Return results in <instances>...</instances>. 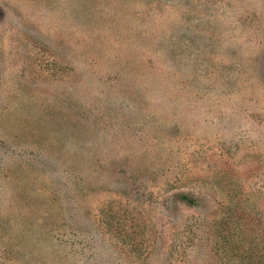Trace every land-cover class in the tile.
Returning a JSON list of instances; mask_svg holds the SVG:
<instances>
[{
    "label": "rangeland",
    "instance_id": "rangeland-1",
    "mask_svg": "<svg viewBox=\"0 0 264 264\" xmlns=\"http://www.w3.org/2000/svg\"><path fill=\"white\" fill-rule=\"evenodd\" d=\"M260 232L264 0H0V264H264Z\"/></svg>",
    "mask_w": 264,
    "mask_h": 264
},
{
    "label": "trees",
    "instance_id": "trees-1",
    "mask_svg": "<svg viewBox=\"0 0 264 264\" xmlns=\"http://www.w3.org/2000/svg\"><path fill=\"white\" fill-rule=\"evenodd\" d=\"M235 215L237 216V212H236ZM239 215H240V216H237V217H240V218H242L243 220H245L244 217L242 216V215H243L242 213H240ZM249 221H250V220H249ZM243 223H245V227H246V229L248 228V229H250L251 231L254 230L255 227H254L253 224H251V222H243ZM260 234H261L262 238L264 239V234H262L261 232H260Z\"/></svg>",
    "mask_w": 264,
    "mask_h": 264
}]
</instances>
